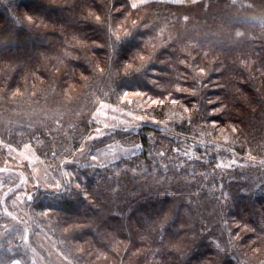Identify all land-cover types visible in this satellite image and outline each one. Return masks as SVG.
<instances>
[{"label":"trees","instance_id":"trees-1","mask_svg":"<svg viewBox=\"0 0 264 264\" xmlns=\"http://www.w3.org/2000/svg\"><path fill=\"white\" fill-rule=\"evenodd\" d=\"M120 19L128 20L131 31L135 24L143 25V31L113 51L117 41L112 26ZM260 80L264 84V0L150 2L136 9L128 0H0V118L21 110L39 113L43 119L39 134L5 130L6 144L17 151L29 144L54 170L65 167V159L80 149L94 128L93 122H85L96 106L93 96L114 104L117 100L111 97L117 93L140 91L162 101L156 109L176 99L190 110L187 125L165 124L151 110L148 115L156 123L147 121L115 136L118 142L143 143L142 152L132 161H121L119 169L117 165L81 168L67 190L44 193L31 201L36 215L27 245H34L32 233L42 229L71 264H236L230 258H218L221 255L207 241L211 231L202 232L198 220L202 214L206 223L221 212L233 223L232 234L239 236L238 242L246 246L249 242L253 248L248 250L257 249L264 259V195L230 198L232 183L220 190V177L237 175L241 168L216 169L219 151L231 144L200 135L208 133L207 121H219V127L229 123L241 129L244 138L240 146L234 144L236 154L247 146L256 148L264 137V99L254 84ZM211 108L218 111L210 114ZM66 115L73 120L67 122ZM201 140L208 143L207 151L200 148ZM216 144L221 145L219 151ZM173 147L192 149L196 156L179 171L165 172L147 163L150 151ZM183 159L172 162L179 164ZM126 165L139 167L134 174ZM20 173L24 175L25 170ZM240 175L246 173L242 170ZM111 180L122 182L118 194H111L115 184L108 189ZM183 180L191 182L198 215L190 224L182 215L170 223V217L186 206L185 202L177 210L173 206L174 198L184 193ZM0 242V264L12 259L35 264L32 251L15 234ZM72 242L87 245L77 252ZM188 247H194L193 251L183 259ZM8 248L12 251H5ZM91 249L94 253L88 255ZM36 256L40 260L37 250Z\"/></svg>","mask_w":264,"mask_h":264},{"label":"rangeland","instance_id":"rangeland-1","mask_svg":"<svg viewBox=\"0 0 264 264\" xmlns=\"http://www.w3.org/2000/svg\"><path fill=\"white\" fill-rule=\"evenodd\" d=\"M128 20L127 19H120L117 20L116 23L113 24L112 33L115 35V37L118 36H124L125 31H129L131 33V38H133L138 32L143 31V25H140L138 27L137 24L133 25L132 31L130 30L131 27L128 29ZM130 39V38H129ZM146 62V60H145ZM255 87L260 93V95L264 99V84H262L261 80L260 82H255ZM124 92H119L117 93V96H112L111 99L117 100L114 101V104H111L109 101H100L97 99L96 96L91 97L94 101V104H96L95 109L89 114V117L86 119L85 122L92 123L94 125L93 129L89 130V133L86 135L83 143H88L92 146V151L95 152L96 147L104 148L107 143H117V139L115 136L118 134L117 130L115 133L110 134L108 136H105L103 138V142L101 140H92V141H87L86 138L88 135H95V129L96 127L100 126L97 125L96 122L93 120V114L97 111L99 108L100 103H105L110 105V108L106 110L107 112V122L109 124L117 123L120 119H123L125 121H128L130 125H141L143 123H146L147 121L149 123H153V121H156L155 118H153L151 115H148V113L151 110H154L155 115L160 118L165 124L168 123H173L174 121L177 122H184L185 125L188 124L189 122V115L185 114L183 112V108L179 107L178 105L176 107H172L171 103H167V106H163L161 110L156 109L157 106L156 104L152 103V100L155 99H150L147 95H133V93H130L127 97L124 96ZM135 93V92H134ZM109 100V98L107 99ZM128 104H134L136 105V109L133 107H130ZM162 104V103H161ZM165 105V104H164ZM248 105V103H247ZM262 107L264 109V101L262 102ZM112 109H116L115 112L112 111ZM174 113H179L180 115H183L185 117L184 120H179L178 116H173ZM124 114V115H122ZM112 116H116L117 120L113 121L111 119ZM142 117V121L134 120L132 117ZM69 115H66V121H72L74 117L72 118H67ZM101 120H104L105 117H100ZM66 122V123H67ZM55 123V122H54ZM43 124V119L42 115L36 112H29V111H15L12 115L11 114H6L4 117L0 118V168H6L8 169V172L5 173H0V179L4 181L2 185H0V197L4 196V193L7 192L8 188H15L16 190L12 193H10L6 198L5 202L3 205H0V225L1 227H4V225H9V226H16L19 228H23V224L20 223L18 224L16 221L11 220L10 217L4 216L3 215V209L5 207L8 208V211L13 212L19 219L22 221L26 220L28 222V227H31L32 221L34 220V216L36 215V210L32 209L29 206V203L33 201L36 198H40L42 194L44 193H49V192H55L54 188H50L45 186L47 184H54L56 182V179H60L62 182L67 180L68 178H65L62 176V170L67 169L71 170L74 173V180L76 177V173L78 170H80L82 167H78L76 164H66L64 167L63 165H59L56 170L53 169V167L46 163H44L39 157L35 156L38 158L32 162V164H29L28 160L23 159L20 155L19 152L17 151L15 153H12L11 155L8 153L7 149L3 147L2 145L6 144L5 141V130L8 129L10 134L14 131L22 132L23 129H25L26 132L30 133H35L39 134L41 133V129H38L40 125L42 126ZM58 124V122L56 123ZM73 123H70V125H73ZM154 124V123H153ZM196 124V123H195ZM194 124V126H195ZM228 124H223L220 127H223L225 129L224 132L219 131V126L216 128H213L212 125L210 124L207 128V132L214 134V136L209 135L210 137L216 138V139H210L214 140L217 143H220L225 146H229L231 144V140H235L236 143L242 142V136L240 134V131L238 130L235 134L232 133L231 128L228 127ZM232 125V124H231ZM138 126V127H139ZM124 126L123 125H118L119 129H122ZM237 127V126H236ZM137 127H132L130 131H134ZM48 131H45V133ZM129 132V131H128ZM202 132V131H201ZM208 133H201L200 135L202 137H207ZM13 134V133H12ZM225 136L230 137V142L229 144H224L223 138ZM136 141L134 139H131L129 143L127 142H118L121 144V146H132V142ZM137 142V141H136ZM246 142V141H245ZM239 145V144H238ZM235 145L231 144V147L234 148ZM240 146V145H239ZM254 149H247L245 150H239V152L236 154L235 159L238 161V165L245 173L246 175H240L241 169L239 170V173L237 175H232L229 173H225L224 176L220 177V182L218 188L221 190L225 184V186H229L230 183L235 184V186H232L230 189L229 193L227 194L228 197L230 198H236L238 196H245L249 197H259L257 195H264V187H261V185H264V166L261 165V161L264 160V137L261 139L260 143H258ZM23 148V147H22ZM226 148V147H225ZM23 150V149H22ZM21 150V151H22ZM32 151V150H31ZM4 153V157H3ZM227 152L219 151V154L221 157L224 158V161L226 162L228 159H231L232 156L226 155ZM2 154V157H1ZM138 154V153H137ZM86 154L83 155L82 153L79 152V150L75 153V157L79 158L80 157V163H93L90 160H87L85 158ZM15 157V159H13ZM252 157H255L253 159ZM70 158H73L72 156ZM15 161L17 167L13 166V163L11 161ZM107 159H111V157H107ZM133 159V158H132ZM129 160V161H132ZM8 161V163H4L2 161ZM182 161V160H181ZM180 161V162H181ZM127 162V161H124ZM120 163V162H119ZM117 164H113L111 167H115ZM119 165V164H118ZM118 169L120 166H118ZM62 166V167H61ZM110 167V168H111ZM256 167H261L259 170H255L254 168ZM24 169L25 174L23 175L27 180L28 183L21 185L19 188H16V185L19 184V178L21 174L20 170ZM86 169H92V168H86ZM99 169V168H96ZM109 169V168H108ZM119 172V170L117 171ZM9 175L12 176V181L11 183L8 182V177ZM130 178V177H128ZM180 180V179H179ZM217 180V179H216ZM181 181V180H180ZM108 182V180H107ZM107 182L105 184H107ZM116 185L115 189L111 191V194H118L123 187V184L121 181L114 182L111 180L109 184H107L108 189L111 188V186ZM39 185V186H38ZM240 185H243V188L239 187ZM181 186L184 190V193L180 195V197L174 198L173 201V206L177 210L178 205L182 203H186V206H183L182 210H180L179 213H175L172 217H170V223H175L176 220H174L177 216H184L185 219L187 220V224H190L191 221L196 218L198 215V203L195 198V193L190 190L191 182H187L186 180H183L181 183ZM217 186V184H216ZM248 188H245L247 187ZM259 188L260 191L256 194V189ZM209 187H206V190H209ZM38 190L41 191V193H38ZM24 193L32 195L33 199L28 202L26 197L24 199V202L21 203L19 201L16 202L15 205H13L12 201L15 199V196L17 194L23 195ZM86 192H83L85 195ZM222 191H220V194ZM88 196V194H87ZM51 203L48 202V205ZM220 217H217L216 219L211 218L207 219L205 223V220L203 219V215H199L198 220L202 222V232H208L211 231L210 235H207V241L209 242V246L213 249L214 252H217L219 255L218 258L220 260H225L227 258H230L235 261L236 264H264V259L261 258V256L258 253L257 249L253 250H248L253 248L248 247L249 242H247L246 245L241 244V242H238L239 237L236 233L232 234V226L233 223H229L227 221V216L226 214H221ZM227 217V218H226ZM5 218V219H2ZM210 221L211 224H208ZM226 222V223H225ZM235 225V223H234ZM189 226V225H188ZM185 228V227H182ZM33 238H34V245H27L28 249L32 251V256L35 259V264H37V261L39 264H71L69 260L65 257L66 255H62L56 250L53 246V238L50 234L45 232L42 229H39L37 232L32 233ZM73 246L77 252H80L84 246L87 244H82L78 242H72ZM197 244V243H196ZM38 252V255L40 257V260L38 256H36V250ZM193 248H186L184 251V257L185 259L191 251H193ZM256 248V247H255ZM260 250V249H259ZM94 253V250L91 249L89 254ZM10 264V263H8Z\"/></svg>","mask_w":264,"mask_h":264},{"label":"snow or ice","instance_id":"snow-or-ice-1","mask_svg":"<svg viewBox=\"0 0 264 264\" xmlns=\"http://www.w3.org/2000/svg\"><path fill=\"white\" fill-rule=\"evenodd\" d=\"M148 2H149V0H128V3L132 9H136L139 5L147 4ZM168 2L181 3L182 0H168ZM193 2H195V0H193ZM27 19L30 22L32 20L31 16H28ZM96 20L100 21L101 17L99 15H97ZM133 23H135V21ZM131 36L132 35L129 31L124 32V38L123 39L121 36L117 35L116 36L117 43L112 45L113 51H115L117 49V47L120 43H123L126 39L131 38ZM142 59H143V57H142ZM180 90L181 89L177 88V91H180ZM128 95H129V92L125 91L124 96L127 97ZM133 95L141 96V95H145V94L140 92V91H137V92L133 93ZM208 102L211 104V103H214L215 101L210 100ZM152 103L158 104V103H162V101L152 100ZM170 103H171L172 107H176L179 104L180 107L183 108V112L185 114H188L190 112V110L188 109V107L186 105L181 104L176 99H172L170 101ZM109 108H110V105L105 104V103H100L99 108L93 114V120L96 122L97 125H100V126L96 127L95 135L90 134L87 136V138H86L87 141L90 142L92 140H101L103 142V138L105 136L113 134L117 130H123L125 132H128L132 129V127H138L139 126V125H135V126L130 125V123L128 121H125L123 119H120L118 121V124L117 123L109 124L107 122V112H106V110ZM112 111L115 112L116 109H112ZM217 111H218V109H215V108L209 109L210 114H214ZM122 115H124V114H122ZM173 116H178L179 120L185 119V117L183 115H180L179 113H174ZM100 117H105V119L101 120ZM132 118L134 120H138V121L143 120L142 117L133 116ZM111 119L113 121H116L117 117L112 116ZM189 122H191L190 116H189ZM153 123H156V121H153ZM207 123H210L213 128H216L219 126V121L211 120V121H207ZM118 125H123L124 127L122 129H119ZM228 127L231 128V131L233 134H235L237 132L236 126L229 124ZM219 131L224 132L225 129L223 127H219ZM207 135H212V134L208 133ZM223 142H224V144H229L230 137L225 136L223 138ZM235 143H236L235 140H231V144L234 145ZM198 144H199L201 149L207 151V149L209 147L208 143L201 140L198 142ZM2 146L7 149L8 153L10 155L12 153L17 152V149L15 147H13L11 144H5ZM196 146L197 145H195V144L192 145V149H194ZM143 147H144L143 143L136 142V141L132 142L131 147L121 146V144L117 142V143H107L104 148L96 147L95 152H93L92 146L90 144L82 143L81 147L79 149V152L82 153L83 155L86 154L85 158L87 160L92 161L93 163L81 164L80 163V157L76 158L75 153L72 154L73 158L65 159L64 163L65 164H76L78 167H82V168H93V169L110 168L113 164L118 165L119 162H121V161L131 160L132 158H134L136 156L137 153L142 152ZM215 148L217 149V151H219L221 149V145L216 144ZM192 149H188V148L181 149L179 147H173L171 149H164V150H161V151L156 152V153H153L152 151H150L149 152V160L147 161V163H151L154 169L160 168L165 172H167L169 169H173V168H175L177 171H179L180 169H183L185 167V165L188 164V162L193 159V157L196 156V153ZM223 151L227 152V153H231L232 158L228 159L225 162L224 158L221 157L220 160L215 164L216 169H231L233 166H242V165H238V161H237V159H235L236 153L232 147H226L223 149ZM169 152H171L172 155H169ZM19 155L23 159L28 160L30 165L32 164V162L34 160L38 159L35 156V154L31 151L29 144H24L23 150L19 152ZM53 155H56V153H54ZM109 156L111 157V159H107V157H109ZM181 156H183L184 159L179 164H174L172 162L173 160H175L176 158L181 157ZM196 158L199 159V157H196ZM252 158L255 159V157H252ZM13 159H15V157H13ZM261 165L264 166V160L261 161ZM126 166L129 167L130 170L133 171L134 174L136 173L137 168L139 167V166H137L134 168L131 165H126ZM5 172H8V169L0 168V173H5ZM18 175H20V178H19V184L16 185V188H19L21 185L28 183V180L22 174H18ZM202 175L207 177L208 173L204 172V173H202ZM62 176L65 178H68V179L65 180L64 182H62L60 179H56V182L54 184H47L46 183L45 186L50 187V188H54L56 193L67 190V187L70 186L71 182L74 180V173L71 170L63 169L62 170ZM11 181H12V176L9 175L8 182L11 183ZM3 183H4V181L2 179H0V185H2ZM75 186L77 188L81 187V185L79 183H76ZM261 187H264V185H261ZM15 190H16L15 188H11V187L8 188L7 192L4 193V196L0 197V205H3L5 202V198L10 193L14 192ZM25 197H26L28 202H30L33 199L32 195L27 194V193H24L23 195L17 194L15 196V199L12 201L13 205H15L17 201L23 203ZM85 198H87V193H85ZM224 198L226 199L227 197L225 196ZM3 215L10 217L11 220L16 221L18 224L22 223L24 226L21 229V228H17L14 226L4 225V230L2 232H0V238H8V237H11L13 234H15L23 242L24 245H27L28 244V233H29L28 222L26 220L22 221L21 219H19L13 212L8 211L7 207H5L3 209ZM237 238H239V237H237ZM8 242L11 243V240L9 239ZM2 246H3L2 242H0V248H2ZM5 251L11 252L12 248H8ZM10 264H21V262L19 260L12 259Z\"/></svg>","mask_w":264,"mask_h":264},{"label":"crops","instance_id":"crops-1","mask_svg":"<svg viewBox=\"0 0 264 264\" xmlns=\"http://www.w3.org/2000/svg\"><path fill=\"white\" fill-rule=\"evenodd\" d=\"M198 1H200V0H195V2H198ZM150 2H166V3H171V2H168V0H149L148 3H150ZM195 2H193V0H182L181 3H172V4H191V3H195ZM139 6H142V5H139Z\"/></svg>","mask_w":264,"mask_h":264}]
</instances>
